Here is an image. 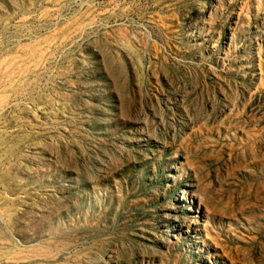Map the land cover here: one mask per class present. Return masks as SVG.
I'll return each instance as SVG.
<instances>
[{
    "label": "rangeland",
    "instance_id": "rangeland-1",
    "mask_svg": "<svg viewBox=\"0 0 264 264\" xmlns=\"http://www.w3.org/2000/svg\"><path fill=\"white\" fill-rule=\"evenodd\" d=\"M0 264H264V0H0Z\"/></svg>",
    "mask_w": 264,
    "mask_h": 264
}]
</instances>
